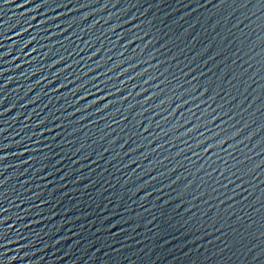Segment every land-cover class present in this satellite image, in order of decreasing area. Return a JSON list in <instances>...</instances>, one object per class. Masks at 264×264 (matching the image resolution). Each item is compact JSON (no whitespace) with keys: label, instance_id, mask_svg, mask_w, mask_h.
I'll return each instance as SVG.
<instances>
[{"label":"water","instance_id":"95a60500","mask_svg":"<svg viewBox=\"0 0 264 264\" xmlns=\"http://www.w3.org/2000/svg\"><path fill=\"white\" fill-rule=\"evenodd\" d=\"M0 264H264V0H0Z\"/></svg>","mask_w":264,"mask_h":264}]
</instances>
